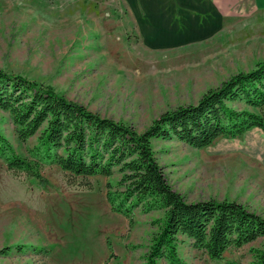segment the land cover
<instances>
[{
  "label": "rangeland",
  "instance_id": "374dc122",
  "mask_svg": "<svg viewBox=\"0 0 264 264\" xmlns=\"http://www.w3.org/2000/svg\"><path fill=\"white\" fill-rule=\"evenodd\" d=\"M166 36L143 31L122 0H0L1 70L50 85L141 131L163 112L197 103L207 90L264 61V12L248 19L220 17L200 39L167 42ZM227 104L250 108L244 101ZM0 131L23 156L37 141H21L1 108ZM239 144L221 138L197 149L159 139L153 146L170 184L188 201H238L264 217L260 163L219 156ZM41 173L45 181L15 175L0 158V264L141 262L164 210L145 214L138 208L133 226L123 215L126 225L106 196L107 184L121 178L117 170L111 177H92L91 190L69 185L56 164L43 165ZM263 246L264 237L232 246L218 262L180 236L178 253L188 264H252L253 249ZM126 251L139 257L133 261Z\"/></svg>",
  "mask_w": 264,
  "mask_h": 264
},
{
  "label": "trees",
  "instance_id": "16d2710c",
  "mask_svg": "<svg viewBox=\"0 0 264 264\" xmlns=\"http://www.w3.org/2000/svg\"><path fill=\"white\" fill-rule=\"evenodd\" d=\"M233 101H244L260 112L227 104ZM0 108L9 112L21 141L37 136L23 156L0 131V158L13 174L45 181L41 167L56 164L69 185L91 190L92 177H111L117 170L121 178L109 182L106 192L112 211L133 226L138 208L145 214L164 210L137 264H158L161 259L188 264L178 253L180 236L218 262L230 247L264 237V217L238 201H188L170 184L153 146L159 139H178L203 149L221 138L242 137L253 127L264 130V61L207 90L197 103L163 112L142 131L94 112L50 85L1 69ZM253 253L252 264H264V246Z\"/></svg>",
  "mask_w": 264,
  "mask_h": 264
},
{
  "label": "crops",
  "instance_id": "0c3cea01",
  "mask_svg": "<svg viewBox=\"0 0 264 264\" xmlns=\"http://www.w3.org/2000/svg\"><path fill=\"white\" fill-rule=\"evenodd\" d=\"M130 16L138 26L151 32H165L164 41L174 42L179 39H200L212 32L214 26L223 18H251L264 12V0H122ZM157 29V30H156ZM165 37V36H164ZM253 112L260 109L250 107ZM240 144L223 148V158L242 157L251 165L257 163L264 169V130L253 127L241 138ZM233 158V159H234ZM128 225L127 218L115 214ZM134 261L132 252H125ZM130 253V254H128ZM136 258V259H137ZM120 260V258H119ZM113 259V263L118 262ZM111 261V262H112Z\"/></svg>",
  "mask_w": 264,
  "mask_h": 264
}]
</instances>
